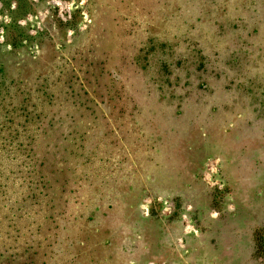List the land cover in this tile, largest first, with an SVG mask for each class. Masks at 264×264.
<instances>
[{"label": "rangeland", "instance_id": "obj_1", "mask_svg": "<svg viewBox=\"0 0 264 264\" xmlns=\"http://www.w3.org/2000/svg\"><path fill=\"white\" fill-rule=\"evenodd\" d=\"M0 264H264V0H0Z\"/></svg>", "mask_w": 264, "mask_h": 264}]
</instances>
